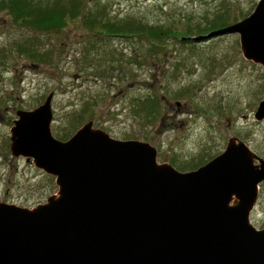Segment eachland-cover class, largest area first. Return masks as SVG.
<instances>
[{
    "label": "rangeland",
    "instance_id": "374dc122",
    "mask_svg": "<svg viewBox=\"0 0 264 264\" xmlns=\"http://www.w3.org/2000/svg\"><path fill=\"white\" fill-rule=\"evenodd\" d=\"M87 1L103 19H136L179 32L222 12L235 24L237 18L250 16L259 2ZM73 24L60 34H43L19 28L0 13V102L32 111L53 93L55 138L67 141L92 121L114 139L149 143L158 151L159 164L183 173L222 154L232 138L264 159V120L255 119L264 99V69L243 57L239 35L205 42L169 39L167 49L152 53L142 38L97 35L89 40L91 32ZM30 37L38 40L42 52H52L48 63L18 53L16 44ZM150 97L161 99L160 115L153 119L139 111V104ZM11 126L8 120L0 122V203L32 209L56 195L58 186L32 161L13 156ZM250 220L264 229V182Z\"/></svg>",
    "mask_w": 264,
    "mask_h": 264
},
{
    "label": "water",
    "instance_id": "95a60500",
    "mask_svg": "<svg viewBox=\"0 0 264 264\" xmlns=\"http://www.w3.org/2000/svg\"><path fill=\"white\" fill-rule=\"evenodd\" d=\"M226 35H239L243 57L264 69V0L192 40ZM53 98L18 113L11 152L54 177L58 193L32 209L0 203V264H264V229L250 220L264 159L247 144L232 138L183 173L159 164L149 143L114 139L92 121L55 138ZM255 119L264 120V99Z\"/></svg>",
    "mask_w": 264,
    "mask_h": 264
},
{
    "label": "trees",
    "instance_id": "16d2710c",
    "mask_svg": "<svg viewBox=\"0 0 264 264\" xmlns=\"http://www.w3.org/2000/svg\"><path fill=\"white\" fill-rule=\"evenodd\" d=\"M0 13L7 15L15 26L31 32L60 34L70 23H74L73 26H84L91 32L89 40L97 35L142 38L152 47V53H161L167 49L169 39L179 41L182 37L185 38L184 42H194L190 39L193 35L206 36L232 25L227 12L216 14L203 25L188 27L184 32H179L174 27L150 25L136 19L107 20L94 8H90L87 0H0ZM238 21L237 18L235 22ZM37 41L30 37L19 45L16 44L18 53L33 62L48 63L52 52H42ZM160 109L161 99L158 97L146 98L139 104V111L150 119L158 117Z\"/></svg>",
    "mask_w": 264,
    "mask_h": 264
},
{
    "label": "flooded vegetation",
    "instance_id": "af4514ba",
    "mask_svg": "<svg viewBox=\"0 0 264 264\" xmlns=\"http://www.w3.org/2000/svg\"><path fill=\"white\" fill-rule=\"evenodd\" d=\"M3 80L4 79L0 77V89L3 88V82H4ZM22 111H27V110H23L20 107H14V106L12 107L8 105V103L0 102V122L5 123L8 120L12 123L11 127L13 128V126L15 125V121L18 119V113ZM10 152H11V149H10ZM18 158H22L26 160L27 163H31V161H29L27 158H23V157H18ZM259 198H260V186H259ZM259 198H258V201H259Z\"/></svg>",
    "mask_w": 264,
    "mask_h": 264
}]
</instances>
